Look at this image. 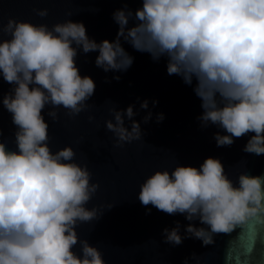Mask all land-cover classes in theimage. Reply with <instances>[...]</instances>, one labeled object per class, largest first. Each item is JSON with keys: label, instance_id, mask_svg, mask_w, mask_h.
Segmentation results:
<instances>
[{"label": "clouds", "instance_id": "1", "mask_svg": "<svg viewBox=\"0 0 264 264\" xmlns=\"http://www.w3.org/2000/svg\"><path fill=\"white\" fill-rule=\"evenodd\" d=\"M34 11L48 15L47 8ZM112 19L116 38L100 42L87 35L83 22L71 19L49 27L9 17L0 25V78L11 86L0 103L16 129L14 150L0 141V264H106L77 227L99 219L112 204L88 207L99 184L77 162L71 145L51 150L44 114L47 107L55 122L60 108L75 117L88 107L95 82L81 76L78 50L97 52L95 65L106 73L126 71L133 63L122 40L154 61L165 57L168 75L189 86L195 81L201 127L223 130L214 134L217 147L251 133L243 151L264 155V0H141L134 11L127 4L116 9ZM133 108L109 110L105 128L117 147L142 140ZM140 108L148 109V101ZM151 117L149 111L143 122ZM163 119L157 114L158 123ZM138 199L189 221L183 234L179 222L164 228L165 243L194 238L209 246L217 234L264 219V174L242 171L234 181L220 159L210 156L199 167L176 163L154 170L139 185ZM254 251L255 260L240 258L238 264H264V234L253 239L249 257Z\"/></svg>", "mask_w": 264, "mask_h": 264}, {"label": "water", "instance_id": "2", "mask_svg": "<svg viewBox=\"0 0 264 264\" xmlns=\"http://www.w3.org/2000/svg\"><path fill=\"white\" fill-rule=\"evenodd\" d=\"M124 4L134 11L141 0H0V25L9 17L46 23L49 27L71 19L83 22L87 35L97 42L112 41L118 31L112 14ZM43 8L48 9V15L41 18L34 9ZM122 45L134 58L123 72L106 73L95 65L97 52L84 54L78 50L76 64L81 76L88 75L95 82L94 94L84 111L69 117L60 108L59 119L53 122L46 115L49 109L44 110L51 150L71 145L77 162L86 164L92 182L99 184L88 207L112 204L99 219L80 224L78 236L96 246L106 264H183L185 258L189 264H238L240 258L255 260L257 252L249 257L248 250L253 239L264 234V219L250 220L230 233L217 234L209 246H202L194 238H185L177 246L163 241L164 228L175 227L179 222L183 234L189 221L183 215H168L140 203L139 185L147 175L157 169H171L176 163L199 167L211 156L220 159L225 172L235 181L242 171L264 174V155L243 151L251 133L235 139L231 146L217 147L214 134L224 133L216 126L201 127L198 120L201 101L193 92L195 81L189 86L179 76L168 75L165 57L154 61L148 53L136 51L123 40ZM10 87L0 78V100ZM144 100L148 101V109L140 108ZM129 105L134 106L137 115L133 119L140 122L143 137L117 147L115 137L105 128V121L111 118L109 110L113 106L120 110ZM149 111L152 117L144 123L143 117ZM159 113H163L164 119L158 123ZM125 124L129 122L126 120ZM15 130L10 114L0 103V141L10 150L15 149ZM193 223L198 225V221ZM75 251L79 252V244Z\"/></svg>", "mask_w": 264, "mask_h": 264}]
</instances>
